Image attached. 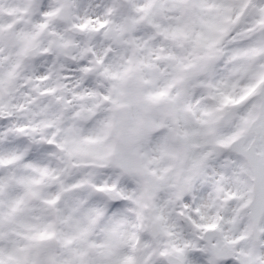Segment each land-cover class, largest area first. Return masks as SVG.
Instances as JSON below:
<instances>
[{
  "label": "clouds",
  "instance_id": "clouds-1",
  "mask_svg": "<svg viewBox=\"0 0 264 264\" xmlns=\"http://www.w3.org/2000/svg\"><path fill=\"white\" fill-rule=\"evenodd\" d=\"M139 2L30 0L25 14L0 0V264L264 261L249 227L264 208V91L216 107L261 0L235 25L207 0H154L143 20ZM252 103V130L222 149Z\"/></svg>",
  "mask_w": 264,
  "mask_h": 264
},
{
  "label": "snow or ice",
  "instance_id": "snow-or-ice-1",
  "mask_svg": "<svg viewBox=\"0 0 264 264\" xmlns=\"http://www.w3.org/2000/svg\"><path fill=\"white\" fill-rule=\"evenodd\" d=\"M29 2L30 0H19V3L14 7L7 9L9 12L18 11L20 13H27L29 11ZM154 0H140L139 3L134 5L137 12H142L144 15L140 16L139 19L143 20L146 18L149 9L152 8ZM191 0H178V3L175 5L181 12L184 11L185 7L190 6ZM250 0H225V2H220V0H207V2L201 3L200 6L207 9H228L229 11H234L235 15L231 18L230 23L232 25L237 24L240 21V18L246 12L249 7ZM252 7L255 8L258 17L254 20L252 24H249L246 28L240 30L237 33V36H234L233 39L241 38L245 43L239 47L231 59L243 58L242 62L237 64L233 68V73L237 74L236 79L226 78L221 81L216 87L218 88V99L219 104L216 106L218 110L224 109L225 105L232 104L238 105L243 101H247L254 96H257L261 91H264V62H260L261 58H264V42L261 41H251L248 39L249 34L256 31L257 27H264V0H261L259 3L252 4ZM4 9L0 8V11ZM57 10H50L47 8H41V16L48 18L56 15ZM111 12L112 9L107 10ZM91 21L85 19L82 23L77 25L79 28H85ZM95 23L99 26H104L108 23L107 20L97 19ZM11 27V23L6 25ZM39 27H44V21L40 22ZM159 28V25H156ZM221 32L228 31L227 28L219 29ZM231 75V74H230ZM239 89V95L233 96V90ZM157 95H163V93H158ZM259 105L252 103L247 110V113L240 116L239 123L235 126L228 135L224 136L221 139L216 141V144L222 149H229L233 146L234 142L238 141L241 137H244L250 133L252 130V124L257 120L258 113L257 109ZM260 130H256V135H260ZM255 138V137H254ZM253 138V139H254ZM243 152L245 157H250L248 147L239 149ZM245 204H242L241 207H245ZM238 211V210H237ZM254 216L259 221L260 226H256L257 220L253 221V224L249 227H255L256 231L261 234V239H264V208L257 209L254 212ZM204 227H215V224H208ZM242 238V237H241ZM177 251H181L177 249ZM264 251V249H262ZM165 253H161L164 255ZM213 255H219V253H213ZM241 256L247 257L248 259L243 262V264H264V261H257L253 258L251 252H242ZM131 260V257L127 258Z\"/></svg>",
  "mask_w": 264,
  "mask_h": 264
}]
</instances>
